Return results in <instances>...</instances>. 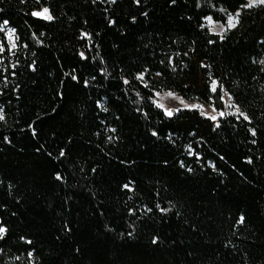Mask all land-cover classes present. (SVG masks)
Wrapping results in <instances>:
<instances>
[{"label":"trees","instance_id":"1","mask_svg":"<svg viewBox=\"0 0 264 264\" xmlns=\"http://www.w3.org/2000/svg\"><path fill=\"white\" fill-rule=\"evenodd\" d=\"M242 3L0 0V264H264V7ZM163 90L248 119L166 117Z\"/></svg>","mask_w":264,"mask_h":264},{"label":"rangeland","instance_id":"2","mask_svg":"<svg viewBox=\"0 0 264 264\" xmlns=\"http://www.w3.org/2000/svg\"><path fill=\"white\" fill-rule=\"evenodd\" d=\"M246 1H247V3L253 2V0H246ZM252 7H264V5H260L258 3H255L254 6H252ZM43 8H47V7L42 6L39 10H42ZM248 8H250V7H248ZM229 16L230 15L226 16L225 20L223 22L215 20L211 16H207V17H211V23L207 19L204 18L203 19V26H204V28L207 29L208 34L213 35V36H217V37H221L228 30L233 28V27L229 26V23H228V17ZM231 16L233 17L232 24L235 25L237 23L238 15L236 13V14L231 15ZM36 19H38V18H36ZM38 20H43V19H38ZM43 21H46V20H43ZM1 32H2L4 39H5L6 48L11 49V51L7 50V53H8L7 56L10 57V61H9L10 67H15L16 62H15L14 57L19 51L15 31L7 25V26L3 27V30H1ZM13 45H16V47L13 48L12 47ZM4 60H5L4 52H2V53H0V70L3 69V67H4ZM168 93H173L174 95L169 96ZM221 97H223V99H221L223 106L220 110H217L211 104H203L196 99H187V98H184V97L178 95L175 92L168 91V90L154 92L152 104H153V107L155 109L161 111L163 113V115H164L163 109L157 108L156 104L163 105L164 108H167V109H180V111H174L173 115L177 114L178 112H182V111H197L204 118L209 117V116H215L216 117L215 121H212L209 119L210 122L213 123L214 125H217L221 119H224L228 116L243 117V118L245 117L242 113H240V111L237 109V107L233 104V102L231 101V99L227 93L222 92ZM181 100H183V102H184L183 104L180 103ZM153 102H155V103H153ZM185 105H189V106L190 105H200L201 107L198 109H190L188 107H185ZM214 109H215V111H214ZM221 113H223V116H221ZM0 115H2L1 112H0Z\"/></svg>","mask_w":264,"mask_h":264},{"label":"snow or ice","instance_id":"3","mask_svg":"<svg viewBox=\"0 0 264 264\" xmlns=\"http://www.w3.org/2000/svg\"><path fill=\"white\" fill-rule=\"evenodd\" d=\"M21 2L23 3L24 0H21ZM95 2H96V0H93V3H95ZM111 2H112V3H115V0H111ZM139 2H140V0H135V3L139 4ZM36 3L39 4V3H40V0H36ZM171 3L174 5V4L176 3V0H171ZM255 3H258V4H260V5H264V0H253V2H250V3H242V4L240 5V7H241V8L252 7V6H254ZM31 15H32L34 18L43 19V20H46V21H51V20H53V16L50 14V10H49L48 8H43L42 10H33V11L31 12ZM237 15H239V13H237ZM205 19H207V20L211 23V17H205ZM232 19H233V17L230 15V16L228 17V23H229V26H230V27H235V25L232 24ZM8 23H9V22H8L7 20H3V21H2V25H0V30H3V27L7 26ZM82 35H83V34H82ZM221 39H223V37H221ZM209 43L211 44V43H213V41L209 40ZM12 47L15 48L16 45H13ZM7 50H8V51H11V49H7ZM4 51H5V46L2 45V44H0V53H2V52H4ZM80 56H81L82 59H85V56H84L83 53H80ZM202 67H206V66H205V65H202ZM66 75H67V74H66ZM156 75L159 76V75H161V73L157 72ZM137 78L143 80V79H144V76H143V74H139ZM72 79L75 81V80H77V77H76V76H73ZM123 82H124L125 84L129 83V81H127V80H124ZM85 86H87V81H85ZM210 90H211L213 93H216V92H217V82H216L215 80L212 81V84H211V86H210ZM168 95H169V96H173L174 94H173V93H168ZM220 99H223V97H220ZM153 103H155V102H153ZM180 103L183 104V103H184L183 100H181ZM156 107H157V108H160V109H163V111H164V115H165L166 117H169V118L172 117L174 111H180V109H167V108H164V106H163V105H160V104H156ZM185 107H188V108H190V109H198V108H200L201 106H200V105H190V106H189V105H185ZM214 111H215V109H214ZM202 114H203V113H202ZM221 116H223V113H221ZM206 118H207V119H210V120H212V121H215V120H216V117H215V116H209V117H206ZM2 119H4V117H3L2 115H0V120H2ZM244 119L247 120L248 117L245 116ZM219 126H220L219 124L216 125V127H219ZM29 128H32V125H29ZM113 131H114V130H113ZM35 134H36V133H35V130L33 129V135L35 136ZM252 134H253V135H256L255 132H253ZM151 135H153V136H157L158 133H157L156 131H153V132L151 133ZM5 140H7V137H5ZM49 155H51V153H49ZM59 156H60V157H64V156H65V151H64L63 149L60 150V152H59ZM197 158H198V157H197ZM181 167L183 168L184 165L181 164ZM55 179H56L57 181H60V180H62V177H61L59 174H56V175H55ZM124 187L127 188L128 185H125ZM156 207H157V208H160V205L157 204ZM161 211L163 212V211H167V210H166V209H161ZM243 221H244V217L241 216V217L238 219L237 223H243ZM6 232H7V229H6L4 226H0V239H3V238H4V234H6ZM129 235H131V233H129ZM21 239H24V237H21ZM152 242H153L154 244L157 243V241H156L155 239H153ZM27 243L31 244V241H27ZM28 255L31 256L32 253L29 252Z\"/></svg>","mask_w":264,"mask_h":264}]
</instances>
